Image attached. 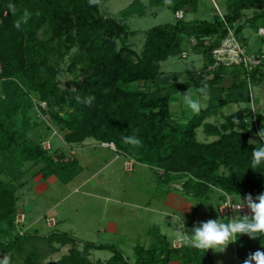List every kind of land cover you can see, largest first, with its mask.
<instances>
[{
    "label": "trees",
    "instance_id": "trees-1",
    "mask_svg": "<svg viewBox=\"0 0 264 264\" xmlns=\"http://www.w3.org/2000/svg\"><path fill=\"white\" fill-rule=\"evenodd\" d=\"M201 1L149 0L154 6L166 4L174 13H197ZM224 7V18L217 13L211 19L183 16L147 29L138 53L126 43L137 31L103 12L96 0H0V259L7 255L10 264H41L70 246L53 264H93L92 250L110 251L109 264H128L122 249L112 243L81 240L57 227L44 234L36 228L16 229L24 163H41L38 172L44 179L56 176L63 183L81 170L74 157L66 160L64 153L54 157L28 137L34 126L29 115L35 105L32 95L39 101L37 107L64 132L66 142L94 138L113 144L132 162L148 165L160 184L181 181L182 192L203 201L217 190L219 205L233 196L251 195L255 200L264 192V162L251 167L253 149L264 142L248 143L253 134L259 139L264 113L256 111L255 129L250 106L223 110L231 103L250 105L247 84L264 81V62L249 71L234 66L228 72L219 65L211 73L199 71L178 82L160 70V62L180 55L191 38L192 50L202 54L204 66L212 65V50L227 35L226 25L238 37L242 25L235 24L244 10H257L248 18L251 21L264 18V0H226ZM25 11L30 14L26 22ZM145 11L142 0H133L122 16ZM17 21L19 28L14 26ZM62 70L67 74L63 84L58 78ZM229 75L233 85L222 86ZM204 84L209 92L206 106L185 121L177 120L171 111L173 95L191 87L199 95ZM89 96L94 97L90 106L82 102ZM212 116L217 122L208 120ZM199 128L215 138L199 141ZM129 136L141 144L125 143L123 138ZM225 216L228 222L230 215ZM149 232L153 242L135 246L134 264H216L207 250L186 243L173 246L166 235ZM236 239L239 264L249 254L264 251V236L252 239L243 234Z\"/></svg>",
    "mask_w": 264,
    "mask_h": 264
},
{
    "label": "rangeland",
    "instance_id": "rangeland-1",
    "mask_svg": "<svg viewBox=\"0 0 264 264\" xmlns=\"http://www.w3.org/2000/svg\"><path fill=\"white\" fill-rule=\"evenodd\" d=\"M101 10L108 15L124 22L136 34L126 39L136 52L140 53L145 34L144 32L158 24L177 19L176 14L165 4L154 6L149 0H142L145 14L123 17L122 10L133 0H96ZM201 11L194 13L187 11L184 19L212 18L216 9L210 0H203ZM222 12H225V1L219 0ZM256 9H246L236 22L242 25L240 39L242 45L247 46V55L264 57V35H258V26L264 28V18L255 21L248 18ZM243 39V40H242ZM192 45L185 47L180 55L170 56L160 62V70L164 77L173 82L184 81L195 76L199 71L211 73L217 66H204L202 54L192 50ZM66 65H63V68ZM234 67V66H232ZM225 66L227 71L232 68ZM243 69L240 66H236ZM244 70V69H243ZM67 74L62 70L58 76L61 84ZM239 77H236L238 82ZM252 101L256 111L264 113V81L251 85ZM190 91L193 98L199 95L194 88H188L173 95L171 111L177 120H187L194 112L187 108L183 94ZM34 107L29 110L32 129L28 137L37 139L44 149L56 157L64 153L65 159L74 157L81 167L80 172L68 183L61 182L56 176L44 179L38 170L42 164L24 163L23 180L25 185L18 188V210L15 215L17 230L38 229L40 233H47L53 227L66 231L81 240L97 243H112L124 252L128 264H134L135 246L149 245L153 242L149 230H155L166 235L173 246L184 243L182 237L186 233L192 235L194 226L208 219H222L225 215L219 211V191L213 190L208 201L189 196L181 191V181H170L163 185L158 181L150 167L144 163L129 160L119 153L112 144L106 145L94 138H86L81 143H68L64 140V132L50 118L42 112L37 104L39 101L32 95ZM203 105L207 100L201 98ZM44 105V103H41ZM250 106L248 103H231L223 110L232 112L239 107ZM205 107V106H204ZM202 107V108H204ZM208 120L217 122L218 117L212 116ZM199 141H211L215 137H206L201 128L197 129ZM250 139L256 140L255 135ZM112 145V146H111ZM161 173V172H160ZM217 191V192H216ZM231 197V196H230ZM231 201H240L233 196ZM243 200V199H242ZM242 215L233 212L234 215ZM226 223V222H225ZM82 247V243H78ZM70 246H64L43 260L41 264H53ZM216 264H239L237 262L234 242L222 252L208 250ZM112 253L107 250H92L90 258L93 264H109Z\"/></svg>",
    "mask_w": 264,
    "mask_h": 264
},
{
    "label": "clouds",
    "instance_id": "clouds-1",
    "mask_svg": "<svg viewBox=\"0 0 264 264\" xmlns=\"http://www.w3.org/2000/svg\"><path fill=\"white\" fill-rule=\"evenodd\" d=\"M94 2V0H93ZM166 3H170L171 0H165ZM11 7V6H10ZM29 13L25 11L23 20L27 21ZM19 28L20 21H17L14 25ZM199 97L193 98L190 91L183 94V100L188 109L194 113H199L203 105V100L209 99V92L207 84H204L198 89ZM78 102H81V97H76ZM94 97H87L82 102L87 105H91ZM258 140L249 139L248 143H257L258 141L264 142V127H262L256 134ZM124 142L134 146H139L141 141L135 136H129L123 138ZM264 162V143L253 149L252 152V164L254 169ZM245 205L251 212L249 215H234L233 218L228 219V222H223L222 219H208L206 222H200L198 226H194L192 229V235L184 234L182 239L184 243L202 250L211 249L214 252H224L230 243L235 242L238 235L247 234L250 238L256 239L264 236V192L259 194L255 200L251 195L246 196L243 200L230 206L234 212L242 210ZM0 264H10V258L5 255L0 259ZM243 264H264V251L257 250L254 253L248 255L243 261Z\"/></svg>",
    "mask_w": 264,
    "mask_h": 264
},
{
    "label": "built area",
    "instance_id": "built-area-1",
    "mask_svg": "<svg viewBox=\"0 0 264 264\" xmlns=\"http://www.w3.org/2000/svg\"><path fill=\"white\" fill-rule=\"evenodd\" d=\"M222 1H226V0H222ZM210 2L212 3V6L216 9V13L219 14L222 18H224L223 17L224 13L221 10L219 0H210ZM175 14L177 18H182L184 16V11L179 10ZM226 26L228 28L227 35L222 39L220 44L212 50L214 63L211 66L213 67L215 66L218 67L219 65H224L229 67L240 66L246 71H249L256 66H261L262 63L264 62V57L256 56V55H247L245 52V47L242 45L239 38L235 34L234 29L229 25ZM260 31L263 32L264 29L260 28ZM190 41L191 44L195 42L193 38H191ZM248 86L249 88H251L250 82H248ZM250 97H251L252 120L254 121L255 129H257V122L255 118L256 107L254 106V103L252 101L253 97H252L251 89H250ZM102 144H106L110 146V144L108 143H102ZM235 203L237 202L231 201L230 199H226L219 205L220 213L222 215H230L231 213L234 212V210L230 206L234 205ZM238 212L242 215H251V212L246 205L242 210H239Z\"/></svg>",
    "mask_w": 264,
    "mask_h": 264
},
{
    "label": "crops",
    "instance_id": "crops-1",
    "mask_svg": "<svg viewBox=\"0 0 264 264\" xmlns=\"http://www.w3.org/2000/svg\"><path fill=\"white\" fill-rule=\"evenodd\" d=\"M202 3H203V5H205V4H204V1L202 0V1L200 2V7H201V4H202ZM200 7H199L198 12H202V11H203V10H202V11L200 10V9H201ZM198 12H197V13H198ZM253 15H254V13H253L251 16H253ZM260 28H263V27H262V26H259V27H258V35H261V36H262V35H264V31L261 32V31H260ZM263 29H264V28H263ZM242 37H243V36H242V34H241V32H240V34H239V36H238L239 40H240ZM243 39H244V37H243ZM243 39H242V40H243ZM240 42H241V40H240ZM241 43H242V42H241ZM243 46H244L245 48L247 47V46H245V45H243ZM245 51H246V50H245ZM258 112H259V111H258ZM261 113H262V112H261ZM168 238H169V237H168ZM169 239H170V238H169ZM170 240L173 241L174 239H170Z\"/></svg>",
    "mask_w": 264,
    "mask_h": 264
},
{
    "label": "water",
    "instance_id": "water-1",
    "mask_svg": "<svg viewBox=\"0 0 264 264\" xmlns=\"http://www.w3.org/2000/svg\"><path fill=\"white\" fill-rule=\"evenodd\" d=\"M211 77V76H210ZM222 86L231 87L233 85V76L229 75L222 81Z\"/></svg>",
    "mask_w": 264,
    "mask_h": 264
}]
</instances>
